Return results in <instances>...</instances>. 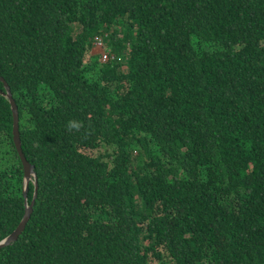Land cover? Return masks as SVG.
<instances>
[{
	"label": "trees",
	"instance_id": "1",
	"mask_svg": "<svg viewBox=\"0 0 264 264\" xmlns=\"http://www.w3.org/2000/svg\"><path fill=\"white\" fill-rule=\"evenodd\" d=\"M0 78V264H264V0H0Z\"/></svg>",
	"mask_w": 264,
	"mask_h": 264
},
{
	"label": "water",
	"instance_id": "2",
	"mask_svg": "<svg viewBox=\"0 0 264 264\" xmlns=\"http://www.w3.org/2000/svg\"><path fill=\"white\" fill-rule=\"evenodd\" d=\"M0 82L4 84L5 91H1L0 94L4 95L10 102L13 116H14V126H13V137H14V144L17 149L18 155L22 162L24 168V180H25V190H24V198H25V215L17 227V229L7 238L0 242V251L6 247L11 246L13 243L17 242L20 236L26 229L28 222L30 221L31 215L33 213V208L38 196V178L37 173L35 172V167L27 160L21 143V135H20V127H19V111L17 104L13 98V94L9 84L5 81L4 78H0ZM31 181L35 183V194L31 204L28 203V192H29V185Z\"/></svg>",
	"mask_w": 264,
	"mask_h": 264
},
{
	"label": "built area",
	"instance_id": "3",
	"mask_svg": "<svg viewBox=\"0 0 264 264\" xmlns=\"http://www.w3.org/2000/svg\"><path fill=\"white\" fill-rule=\"evenodd\" d=\"M94 50H101L102 53H100V55L102 57L103 63L110 61L111 56H110L109 52H107L105 50V43H104V40L102 38L97 37L95 39Z\"/></svg>",
	"mask_w": 264,
	"mask_h": 264
},
{
	"label": "rangeland",
	"instance_id": "4",
	"mask_svg": "<svg viewBox=\"0 0 264 264\" xmlns=\"http://www.w3.org/2000/svg\"><path fill=\"white\" fill-rule=\"evenodd\" d=\"M95 54L98 55V53H102L101 50H94Z\"/></svg>",
	"mask_w": 264,
	"mask_h": 264
},
{
	"label": "clouds",
	"instance_id": "5",
	"mask_svg": "<svg viewBox=\"0 0 264 264\" xmlns=\"http://www.w3.org/2000/svg\"><path fill=\"white\" fill-rule=\"evenodd\" d=\"M98 55H100V53Z\"/></svg>",
	"mask_w": 264,
	"mask_h": 264
},
{
	"label": "crops",
	"instance_id": "6",
	"mask_svg": "<svg viewBox=\"0 0 264 264\" xmlns=\"http://www.w3.org/2000/svg\"><path fill=\"white\" fill-rule=\"evenodd\" d=\"M94 54H95V52H94ZM99 54V53H98Z\"/></svg>",
	"mask_w": 264,
	"mask_h": 264
},
{
	"label": "bare ground",
	"instance_id": "7",
	"mask_svg": "<svg viewBox=\"0 0 264 264\" xmlns=\"http://www.w3.org/2000/svg\"><path fill=\"white\" fill-rule=\"evenodd\" d=\"M32 182V181H31Z\"/></svg>",
	"mask_w": 264,
	"mask_h": 264
}]
</instances>
